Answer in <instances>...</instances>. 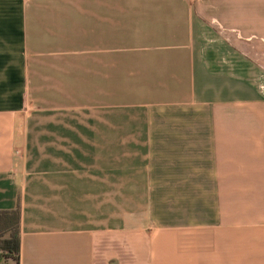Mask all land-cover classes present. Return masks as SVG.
<instances>
[{
    "label": "crops",
    "instance_id": "0c3cea01",
    "mask_svg": "<svg viewBox=\"0 0 264 264\" xmlns=\"http://www.w3.org/2000/svg\"><path fill=\"white\" fill-rule=\"evenodd\" d=\"M263 79L264 0H0L17 264H264Z\"/></svg>",
    "mask_w": 264,
    "mask_h": 264
},
{
    "label": "trees",
    "instance_id": "16d2710c",
    "mask_svg": "<svg viewBox=\"0 0 264 264\" xmlns=\"http://www.w3.org/2000/svg\"><path fill=\"white\" fill-rule=\"evenodd\" d=\"M19 208L0 210V255L12 258L15 264L19 256Z\"/></svg>",
    "mask_w": 264,
    "mask_h": 264
},
{
    "label": "rangeland",
    "instance_id": "374dc122",
    "mask_svg": "<svg viewBox=\"0 0 264 264\" xmlns=\"http://www.w3.org/2000/svg\"><path fill=\"white\" fill-rule=\"evenodd\" d=\"M260 84H261V85H262V84L264 85V80H262ZM259 90H260V89H259ZM262 90L264 91V88H263ZM260 92H261V90H260ZM2 258L4 259L5 256H1V255H0V260H1ZM12 263H13V262H12Z\"/></svg>",
    "mask_w": 264,
    "mask_h": 264
},
{
    "label": "built area",
    "instance_id": "2783aa9c",
    "mask_svg": "<svg viewBox=\"0 0 264 264\" xmlns=\"http://www.w3.org/2000/svg\"><path fill=\"white\" fill-rule=\"evenodd\" d=\"M263 80H264V79H263ZM263 88H264V85H263V84H262V85L260 84V85H259V89L261 90V93L264 94V91L262 90Z\"/></svg>",
    "mask_w": 264,
    "mask_h": 264
}]
</instances>
